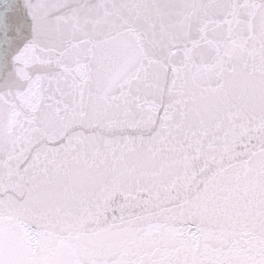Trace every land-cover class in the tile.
<instances>
[{"label": "snow or ice", "instance_id": "obj_1", "mask_svg": "<svg viewBox=\"0 0 264 264\" xmlns=\"http://www.w3.org/2000/svg\"><path fill=\"white\" fill-rule=\"evenodd\" d=\"M0 264H264V0H0Z\"/></svg>", "mask_w": 264, "mask_h": 264}]
</instances>
